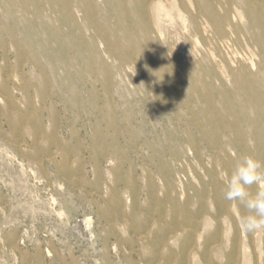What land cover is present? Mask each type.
<instances>
[{
	"label": "rangeland",
	"instance_id": "rangeland-1",
	"mask_svg": "<svg viewBox=\"0 0 264 264\" xmlns=\"http://www.w3.org/2000/svg\"><path fill=\"white\" fill-rule=\"evenodd\" d=\"M245 155L264 0H0V264H264Z\"/></svg>",
	"mask_w": 264,
	"mask_h": 264
},
{
	"label": "clouds",
	"instance_id": "clouds-1",
	"mask_svg": "<svg viewBox=\"0 0 264 264\" xmlns=\"http://www.w3.org/2000/svg\"><path fill=\"white\" fill-rule=\"evenodd\" d=\"M225 199L242 204L248 210L240 219V226L247 233L264 230V188L251 194L252 185H264V162L250 155L239 158L230 175L225 174Z\"/></svg>",
	"mask_w": 264,
	"mask_h": 264
}]
</instances>
